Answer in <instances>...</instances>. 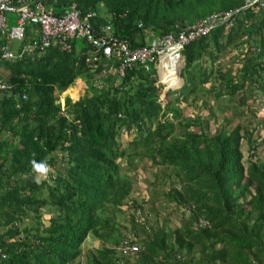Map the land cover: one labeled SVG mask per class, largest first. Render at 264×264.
<instances>
[{"label":"trees","instance_id":"16d2710c","mask_svg":"<svg viewBox=\"0 0 264 264\" xmlns=\"http://www.w3.org/2000/svg\"><path fill=\"white\" fill-rule=\"evenodd\" d=\"M42 1L55 15L72 5L94 13L131 49L242 3ZM31 30L19 44L0 37V54L35 41ZM85 44L0 59L10 85L0 97V264H264V163L257 156L264 138L256 134L264 127V10L238 11L228 31L218 27L184 47L183 84L166 91L163 123L154 70L127 69L117 86L96 91ZM76 79L91 95L75 103L64 96L59 113L53 93ZM180 102H193L192 110L184 114ZM33 159L51 169L39 185ZM143 162L153 178L142 180L138 202L129 197L127 172ZM131 245L136 251L123 255Z\"/></svg>","mask_w":264,"mask_h":264},{"label":"built area","instance_id":"2783aa9c","mask_svg":"<svg viewBox=\"0 0 264 264\" xmlns=\"http://www.w3.org/2000/svg\"><path fill=\"white\" fill-rule=\"evenodd\" d=\"M262 1L246 0L245 6L257 5L261 8ZM6 13H16L17 16L15 25L9 30L5 26ZM95 17L94 13L81 14L73 5L69 9H64L61 15H55L51 11L45 12L40 2L28 7V3H24L23 0H17L16 4L10 0H0V32L7 33L10 39L19 40L22 37L26 21L39 24L40 33L37 40L23 47L17 57L32 50L41 52L50 45H56L63 50L68 40L84 39L91 49L88 58L90 62L96 61L98 56L104 57L108 62L113 61L118 64L120 74L133 63L142 64L145 71L148 70L149 64H152L157 74L164 72L167 75L174 74L178 58L177 50L200 37L207 29L206 23L200 22L193 27H187L186 33L184 30L180 31L175 42L167 35L153 40L148 47L131 49L126 41L114 35L109 26L98 27L99 25L94 21ZM217 20L216 16L210 19L212 25ZM1 58L9 60L13 59L14 55L3 52ZM5 88V84L0 81V92ZM198 225H202V222ZM131 248L135 249V247Z\"/></svg>","mask_w":264,"mask_h":264},{"label":"clouds","instance_id":"9594fccd","mask_svg":"<svg viewBox=\"0 0 264 264\" xmlns=\"http://www.w3.org/2000/svg\"><path fill=\"white\" fill-rule=\"evenodd\" d=\"M245 1L246 0H242V3L240 5V7H236V8H233V9H230V10H227V11H223V12L214 13V14L206 17L203 21H201V23L202 24L203 23H206L207 29H206V31L203 34H201V36H204V35L208 34L209 32H211L212 30H214V29H216L218 27H221L224 32L228 31V29L232 25V19L238 13V11L245 10V9H248V8H251V7H257L260 10H264V0L262 1L263 7H261V8H259L257 5H252L250 7H246L245 6ZM29 2L30 3H28V7H32L35 2H40L42 4L45 12L51 11L50 8L46 7V5L44 4V2L42 0H30ZM12 3L13 4H16V1H14ZM51 13H52V11H51ZM212 16H216L218 18V20L215 22L214 25H212V23L210 21V19H211ZM222 18H224V19H222ZM16 19H17L16 13H6L4 15L5 26H6V28L8 30L15 25ZM97 25H99L98 27L109 26L111 28V30H112V27H111V25H110V23L108 21H104V22H98L97 21ZM187 27H193V26H187ZM31 28H35L37 30L36 36H35V40H37V38L39 36V33H40L39 24H32V23L27 22V21L24 23L23 35H22V37L19 40L10 39L7 36V33H1V32H0V37L5 38L7 41L15 42V43L19 44V43L22 42V40L24 38L25 32L26 33H33V31L31 30ZM186 28L183 29L185 31V33L187 32L185 30ZM180 31H182V29ZM177 34H176V37H177ZM114 35H115V33H114ZM164 36H167V35H164ZM169 36L172 38L173 42H175L177 40L176 37H172L171 35H169ZM118 39H120V38H118ZM76 40H79V39L68 40L67 41V44H66V48L63 49V50L60 49V47H58L56 45H50L49 47H47L46 49H44L41 52H44L48 48H55L57 51L62 52V53L63 52H68V50L72 46V43L74 41H76ZM120 40H122V39H120ZM123 41H125V40H123ZM194 41L195 40H193L192 42L186 44L185 46H183L182 48H179L177 50L178 58H177V64H176V66L174 68V71L175 72H174V74H169V75H167L165 72L163 74H161V73L157 74V72H156L155 68L152 66V64H149L148 70L145 71L143 69L142 64H137V63L131 64L129 67L125 68L123 70V72L121 71V74H120V72H119V69L120 68H119L118 64H115V62H113V61L108 62L104 57L98 56L96 61H94L93 63L90 62L88 60V58H89V56L91 54V49H90L89 45L86 43L85 45H87V47L89 49L86 52L85 63L88 65V72H89V75L91 76V79H90L91 87L93 89H95L96 91H100L101 89H103L104 87H106V85L108 83H111L112 85L117 86L121 82V80L124 78V75H125V72H126L127 69H137V70H140L143 73H149V70H150V67H151L154 70V76H155L154 78L156 79L154 84H155V86L158 87V92H156V96H157L156 103H159V105H160L158 122L159 123H163V120H164L163 118L166 115V114L163 115V112H164V101H165L164 96L166 94V91H174V90H177V89L179 90V88L182 86L183 79H182V77L180 75L181 74V71H182V67H183L182 52L184 50V47H186L187 45L193 43ZM23 47H26V46H23ZM41 52H39V53H41ZM2 53L0 54V59L3 60V61H6V60H4V59L1 58ZM18 53L19 52L15 53V54L12 53V54L13 55H17ZM23 56L24 55H22L20 57L22 58ZM94 57H95V54H94ZM101 62L103 63L104 68L102 70H99L98 69V65ZM180 64H181V66H180ZM108 75L112 78L111 80H113V81H111V82H106L105 81V79L108 77ZM169 77H177V79L179 81L181 79L182 83L181 84L180 83L177 84L176 82H174V83H171V84H174V86H169L170 83H168L166 81V78H169ZM0 81L3 82L5 84V86H6L7 83L4 80H1L0 79ZM76 81H80L83 86L78 85L79 87L76 90L75 98L72 97V99H70L71 98L70 95L66 94L65 91L71 89L70 87H72V85H74L73 88L76 87ZM7 85H9V84H7ZM72 85H70L67 89H65L64 91H62L60 93H56L55 91L53 93V97H55V99H56V102L55 103L58 104V106H59V113H62V111L64 110V96H67L69 98V100H70L71 103H75V102H78L84 96H86V95L87 96H90L91 95V92L89 90H87V84L85 82H83L82 80L76 79L73 82ZM164 87H166V89L163 92H161L162 88H164ZM1 94H2V91L0 92V97H1ZM23 99H24V96H23ZM180 104H181V102L178 104V106ZM182 104H183V102H182ZM69 118H70L69 116L66 117V119H69ZM31 167H32V172L35 173L34 182L37 185H39L42 180H46L48 178V174H49V172H50L51 169H50V166L48 165L47 161L37 162L35 159H33L31 161ZM141 171H143V170L140 168V170L138 172H135V173H133V172H127L128 176L130 178H132V177L135 178V179H131L132 185H133L132 192H131V194L129 196L131 198L134 197V198L137 199V197L133 196L132 193L135 191L134 190V184H135V182H138L139 184H140V182L142 183V180L141 181L140 180H137V177H139V178L140 177H143V175L141 174ZM140 186L141 185H139L138 187H140ZM137 201H138V199H137ZM138 202H140V201H138ZM128 203H129V201H128ZM126 210H129V209L126 208ZM134 212H135V214H138L137 211H134ZM199 222H202V221H198V224H199ZM202 225H204L203 222H202ZM202 225H198V226H202ZM131 247H134V246L131 245V246L125 247L124 248V251H122V253L125 252V251H127ZM0 257H3V254H2L1 249H0Z\"/></svg>","mask_w":264,"mask_h":264},{"label":"rangeland","instance_id":"374dc122","mask_svg":"<svg viewBox=\"0 0 264 264\" xmlns=\"http://www.w3.org/2000/svg\"><path fill=\"white\" fill-rule=\"evenodd\" d=\"M180 66H181V64H180ZM7 78V73L5 72V71H3V69L2 68H0V79L1 80H4L5 81V79ZM182 83V81H181V79H180V84ZM78 85H80V86H83L82 85V83L80 82V81H76V87H74L73 88V86L74 85H72V87H70L71 89H69V90H66L65 91V93L66 94H68V95H70V99H72V97L74 96V94H75V90H76V88H78L79 86ZM166 89V87H164V88H162V90H161V92H163L164 90ZM75 98V97H74ZM191 96L189 97V99H188V102L191 100ZM198 99H200L199 97H198ZM197 99V103L195 104V106H197V104L199 103V100ZM221 103L222 104H226V105H228V104H230L229 105V107L230 106H232L234 103H229V102H224L223 100H221ZM188 104V103H187ZM187 104H185V103H181L179 106L183 109V113L185 114V113H189V111L190 110H192V107L191 106H193V102L190 104V106L189 107H187ZM211 108H212V111H213V114L215 115V117H216V121H220L221 119H222V114L220 113V112H216L215 111V104H212L211 105ZM263 114H258L257 115V118H256V120H259L258 118H260L261 116H262ZM225 116L226 117H228V118H230L229 117V114H225ZM263 123H264V119L263 120H261ZM211 127H212V124H211ZM257 130H256V134H259V135H261V138H264V127H262V125H257ZM122 143H123V145H124V143L126 142L125 141V139L124 138H122L121 140H120ZM58 155V154H57ZM258 158L264 163V151L262 150V149H260V151L258 152ZM145 162H143L142 163V167H141V169L143 170V171H141V174L143 175V177H137V180H143L144 178L145 179H148V180H151V178H153V174H152V172H151V170H152V168L149 166V165H146V164H144ZM131 179H135V178H131ZM150 183H152V182H150ZM134 184V183H133ZM142 183L140 182V184L139 185H141ZM138 186V185H137ZM142 188H143V186H142ZM144 189V188H143ZM134 192L132 193L133 194V196H135V197H138L139 195L138 194H140V192H142V189H141V186L140 187H136V185L134 184ZM143 193V192H142ZM146 210L148 209V207H144ZM127 210L126 209H124V214H123V216H128L127 214ZM161 216V215H160ZM159 216V217H160ZM161 218V217H160ZM159 221V220H158ZM179 223V219H178V217H174V216H170L169 217V222H168V224H172L173 226H177V224ZM90 245V241L89 242H86V247H88Z\"/></svg>","mask_w":264,"mask_h":264},{"label":"bare ground","instance_id":"6f19581e","mask_svg":"<svg viewBox=\"0 0 264 264\" xmlns=\"http://www.w3.org/2000/svg\"><path fill=\"white\" fill-rule=\"evenodd\" d=\"M166 81H167L168 83H170L169 85H174V84H171V83H174V82H176V83L178 84V82H179V80L177 79V77H169V78H166ZM73 97H75V94H74ZM135 251H136V249H132V248H130V249H128L127 251L123 252L122 254H123V255H125V254L131 255V253H133V252H135Z\"/></svg>","mask_w":264,"mask_h":264},{"label":"crops","instance_id":"0c3cea01","mask_svg":"<svg viewBox=\"0 0 264 264\" xmlns=\"http://www.w3.org/2000/svg\"><path fill=\"white\" fill-rule=\"evenodd\" d=\"M1 68V67H0Z\"/></svg>","mask_w":264,"mask_h":264}]
</instances>
